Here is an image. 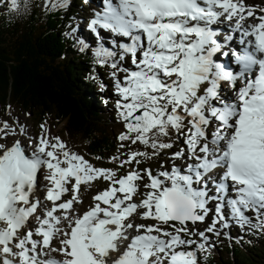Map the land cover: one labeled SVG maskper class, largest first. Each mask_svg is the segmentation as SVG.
<instances>
[{"label": "snow or ice", "instance_id": "snow-or-ice-1", "mask_svg": "<svg viewBox=\"0 0 264 264\" xmlns=\"http://www.w3.org/2000/svg\"><path fill=\"white\" fill-rule=\"evenodd\" d=\"M0 3L20 11L18 0ZM225 20H235L236 44L233 34L221 35ZM87 27L97 38L94 64L111 69L125 128L118 140L126 151L110 161L138 166L172 149L173 135L181 147L168 168L161 161L155 172L133 168L117 177L50 136L44 123L29 137L17 118L25 138L9 143L16 129L4 121L0 264H199L210 236L230 220L264 227V8L244 0H104ZM101 30L112 34L107 46ZM101 178L108 187L86 210L74 207L80 186ZM133 215L155 223H133Z\"/></svg>", "mask_w": 264, "mask_h": 264}, {"label": "trees", "instance_id": "trees-1", "mask_svg": "<svg viewBox=\"0 0 264 264\" xmlns=\"http://www.w3.org/2000/svg\"><path fill=\"white\" fill-rule=\"evenodd\" d=\"M74 1L69 7L59 0H18L19 12L0 3V120L9 104L37 120L63 122L66 137L82 140L89 156L108 162L118 145L101 126L99 100L90 92L108 93L99 71L105 81L112 78L109 67L94 64L95 46L82 50L68 15L79 3ZM241 237L200 253L199 264H264V232L248 230Z\"/></svg>", "mask_w": 264, "mask_h": 264}, {"label": "rangeland", "instance_id": "rangeland-1", "mask_svg": "<svg viewBox=\"0 0 264 264\" xmlns=\"http://www.w3.org/2000/svg\"><path fill=\"white\" fill-rule=\"evenodd\" d=\"M70 1H72V0H61L62 3H66V4L69 3ZM244 2H245V4H248V5H253L254 4V5H256V6L260 7V8H264V0H244ZM81 3H83V2H80V5H79L80 7H78V10L80 12H82L84 9H86V5L84 6ZM88 4L92 5L91 2H89ZM97 11L98 12H102L103 11V6H100L97 9ZM246 22L248 24V23H254L255 21L246 20ZM87 25H88V19L87 20H82L81 19L80 23L76 27V31H77V33H79V36L85 42H91L92 41V37L89 36V34H88L87 30H89V29H88ZM85 26H86V29H85ZM109 35L110 34H107L106 31H101V36L103 37V42H105L106 39H110V42L112 41L111 35L110 36ZM239 37H240V33H238L235 36L234 39L238 40ZM121 75H123V74H121ZM111 84H113V83H111ZM92 93L94 94L95 92H92ZM112 96H114V94H112L110 97H112ZM117 99H118V97L115 94V100H117ZM110 107L111 108H108V112H110V113L114 112V116H115L114 118L115 119L111 120L110 118H113V117L111 115H109L107 117V119L105 120V123L108 125V130L114 136H117V139H118V136L120 135V133L125 131L124 123H123V121L120 119V117L118 115V111H117V109L115 107V103H114L113 106L110 105ZM101 109H102V112H106V114H107V111H106L107 109L104 106H102ZM17 118L19 120V124L25 125L26 132H27V135L29 137H34V136L38 135L40 133V131H41L40 125L42 123H44L45 127L47 129H49V135L50 136L59 137L63 142L66 143V145L70 149L74 150L75 152H77L80 155H83L84 158L87 159L94 166L103 167L104 168L103 165L92 161L95 158L87 155L86 149L83 146L81 140L79 141V140H73V139H70V138L68 139L66 136H64V134H62V131L60 130L59 123H57L55 120H49V121H44L42 123H39V121L37 119H35L33 116L28 115L27 113L21 112L20 110L15 109V108L9 109V115L2 122H0V124H2L4 121H7L9 123V125H11L12 127H14L16 129V135L15 136H12L11 134L9 135V137H8V142L9 143L12 142L14 139L24 140V138H25L19 132V126L16 124ZM0 135H3V133L0 132ZM172 138H173L175 146L172 149L167 150L166 152H162L161 155H163V156H161V155L158 156L159 160L157 161V163L155 165H153V161L150 162L149 160H143V162H141L138 166L137 165L136 166H132V167L128 166L129 170H133V168L144 169V168H149L150 167L155 172V171L159 170V165H160L161 161L164 162L165 168H168L169 164H168V159L167 158L170 156V154L172 152L178 150L181 147V141L175 140L174 135L172 136ZM164 139L167 140V138H164ZM3 142H4L3 140H0V143H3ZM117 143L120 145V141H118ZM139 148H140V150H145V151H148V152L151 150V149H144L143 146H139ZM119 150L121 151L120 153H124L126 151V149H121L120 147H119ZM117 153H118V151H117ZM122 157H123V159L125 158L123 155H122ZM176 163L180 164L181 162L180 161H176ZM106 168L113 169L114 171H116L117 177H119L120 175H123V174H125L127 172V171H125L124 168L121 171H118L113 166H109V165L106 166ZM144 182L145 183L147 182V178L146 177H145ZM44 183H47V182L44 181ZM107 187H108V182L103 180L102 178L101 179H95L90 184H82L80 186L79 190H78V193H77V196H78L79 200L82 201V203L75 204L74 207H76L77 209H80V210H85L87 208V206L91 205L92 197L98 191H101V190H103V189H105ZM140 191L141 192L146 191L145 189H143L142 185L140 187ZM68 196H70V193L68 195H66L65 198H68ZM140 199H142L141 195H136V196L133 197V200L135 202H139ZM209 207H210V205H209ZM212 209L214 211V204L212 206ZM250 213H252V215H250ZM212 214H213V212H210L206 222L205 223H199L198 222L196 227L198 229L205 228L206 227V223L210 222ZM247 215L252 219V223L253 224L257 223L256 218H255V214L253 212L249 211L247 213ZM130 220L133 223H146V224L155 223L152 220H143V219H141L140 217H138L136 215H133L130 218ZM189 226L191 227V225H189ZM249 229H253V227H250L249 225H245L243 228H241L239 225H237L234 222V220H230L229 228L226 229V230H223V231H228L229 232V236L228 237L223 235V231H221V234L219 235V237L214 236V235L210 236V239L213 242V246L211 247V249L213 251H215L216 244H218L220 247L223 246L224 242H225L224 240H226V242L229 241V240H232V241L240 240L242 238L241 236L244 235L246 233V231L249 230ZM254 229L255 230L264 231V227H259V228H254ZM127 233H133L134 234V233H136V231H135V229H129ZM193 239H196V237H193ZM214 244H215V246H214ZM219 255L221 256V253H219ZM215 256L217 257V255H215Z\"/></svg>", "mask_w": 264, "mask_h": 264}, {"label": "bare ground", "instance_id": "bare-ground-1", "mask_svg": "<svg viewBox=\"0 0 264 264\" xmlns=\"http://www.w3.org/2000/svg\"><path fill=\"white\" fill-rule=\"evenodd\" d=\"M113 3H118V0H113ZM78 30V29H77ZM232 43H234V44H236L235 42H232ZM81 47V46H80ZM78 51V50H77ZM82 56H83V54H82ZM222 60H224V62L225 63H229V60H227V59H225V58H223ZM99 79V78H98ZM107 80V79H106ZM58 123V122H57ZM62 131V134H64V132H63V130H61ZM65 135V134H64ZM70 138V137H69ZM73 140H79V139H74V138H72ZM80 141V140H79ZM212 205V204H211ZM235 222V221H234ZM233 224V223H232ZM126 241H124L123 242V244L125 243ZM55 243V242H54Z\"/></svg>", "mask_w": 264, "mask_h": 264}]
</instances>
